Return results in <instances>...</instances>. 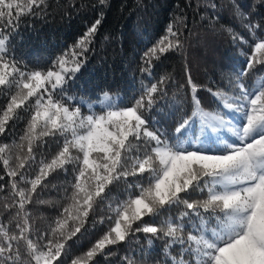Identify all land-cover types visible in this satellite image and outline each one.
I'll return each mask as SVG.
<instances>
[{"label": "snow or ice", "instance_id": "obj_1", "mask_svg": "<svg viewBox=\"0 0 264 264\" xmlns=\"http://www.w3.org/2000/svg\"><path fill=\"white\" fill-rule=\"evenodd\" d=\"M108 4L91 5L99 15L69 51L29 68L14 37L22 20L46 15L47 0H0V264H111L121 250L120 264H264V0L229 7L248 39L219 24L213 0L205 4L206 27L227 33L244 57L225 85L206 87L212 111L191 75L183 15L144 51L131 101L105 91L94 109L69 93ZM173 56L185 61L183 78L156 77V63ZM168 107L171 132L151 115ZM49 188L64 193L58 208L41 198ZM35 203L56 208L46 228L34 223Z\"/></svg>", "mask_w": 264, "mask_h": 264}, {"label": "trees", "instance_id": "obj_2", "mask_svg": "<svg viewBox=\"0 0 264 264\" xmlns=\"http://www.w3.org/2000/svg\"><path fill=\"white\" fill-rule=\"evenodd\" d=\"M96 0H47V13L38 17H27L20 22L18 33L14 37V54L22 58L29 68H43L50 65L61 54L69 51L86 29L97 18L100 6L91 7ZM219 7L215 10L219 24L232 27L236 32L248 35L239 22L234 20L229 7L238 3L242 10H249L253 0H213ZM207 0H109L103 8L104 17L97 35L95 47L89 58L72 82L69 93L82 96L87 103L99 105L95 101L107 91L117 103H128L138 93L143 78L139 67L144 51L165 34L166 28L174 17L183 15L190 30L188 37V61L191 75L202 87L199 91L201 106L205 111L216 107L214 97L206 87L223 86L227 82V73L238 68L244 59L243 50L234 44L227 33H213L206 27L207 17L212 10L206 9ZM187 34V33H186ZM107 37V39H105ZM185 61L173 56L157 62L153 69L155 76L171 74L183 78ZM259 78H250L252 84ZM147 82V80H145ZM3 103V98H0ZM86 103V104H87ZM85 104V105H86ZM85 111V108H84ZM172 109L152 113L162 129L172 131ZM26 118V117H25ZM24 121L17 125V141L22 134ZM2 139V138H0ZM12 143V138L4 139ZM55 147V146H53ZM2 167V166H0ZM63 176L53 180V184L62 187ZM122 186L116 187L113 196L122 198ZM64 193L49 188L42 193V199L52 201L58 208L64 201ZM4 200L0 197V212H3ZM114 203V202H113ZM33 210L35 225L46 228L48 221L55 215L56 208L49 204L35 203ZM108 212L107 203L101 206L100 215ZM80 242L74 255L87 246ZM159 242H157V246ZM124 250L109 258L111 264H120ZM103 264H109L104 261Z\"/></svg>", "mask_w": 264, "mask_h": 264}, {"label": "rangeland", "instance_id": "obj_3", "mask_svg": "<svg viewBox=\"0 0 264 264\" xmlns=\"http://www.w3.org/2000/svg\"><path fill=\"white\" fill-rule=\"evenodd\" d=\"M95 106H97V105H94V104H93V108H94ZM84 108H85V111H87V104L84 106Z\"/></svg>", "mask_w": 264, "mask_h": 264}]
</instances>
